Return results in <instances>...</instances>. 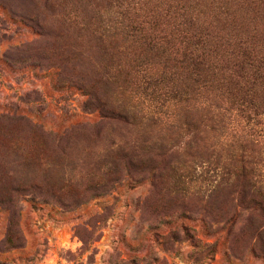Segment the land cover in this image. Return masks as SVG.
I'll return each mask as SVG.
<instances>
[{"label":"rangeland","instance_id":"1","mask_svg":"<svg viewBox=\"0 0 264 264\" xmlns=\"http://www.w3.org/2000/svg\"><path fill=\"white\" fill-rule=\"evenodd\" d=\"M176 1L0 0V76L31 82L0 97V264H264L247 222L222 220L235 188L189 72L169 64L167 109L123 28Z\"/></svg>","mask_w":264,"mask_h":264},{"label":"trees","instance_id":"2","mask_svg":"<svg viewBox=\"0 0 264 264\" xmlns=\"http://www.w3.org/2000/svg\"><path fill=\"white\" fill-rule=\"evenodd\" d=\"M176 2L175 11L168 8L139 26L128 17L123 28L138 32L147 81L157 78L167 109L182 104L169 94V64L189 72L190 106L205 113L208 131L222 135V187L235 188L237 208L225 200L222 220L231 226L246 221V235L261 241L264 254V0ZM174 118L163 117V125L173 127Z\"/></svg>","mask_w":264,"mask_h":264},{"label":"built area","instance_id":"3","mask_svg":"<svg viewBox=\"0 0 264 264\" xmlns=\"http://www.w3.org/2000/svg\"><path fill=\"white\" fill-rule=\"evenodd\" d=\"M1 10H0V15H1ZM14 73L12 74L11 79L7 78V71L4 72L3 75L0 76V97L3 99H17L20 96L23 95V92L27 90L29 87L28 85L31 84V82L23 78L21 76V73L13 71ZM37 81V80H36ZM17 83L20 85V87H16ZM37 86H40L37 82Z\"/></svg>","mask_w":264,"mask_h":264},{"label":"crops","instance_id":"4","mask_svg":"<svg viewBox=\"0 0 264 264\" xmlns=\"http://www.w3.org/2000/svg\"><path fill=\"white\" fill-rule=\"evenodd\" d=\"M14 71V70H13ZM13 71H10L9 73H7V78L8 79H11V77H12V74L14 73ZM8 72V71H7ZM39 80H37V82H38ZM43 82H41V84H42ZM46 85V84H45ZM45 93L47 94V96H51L50 95V93L48 92V89L47 88H45ZM49 99V98H48ZM75 117H77L76 115H75Z\"/></svg>","mask_w":264,"mask_h":264}]
</instances>
